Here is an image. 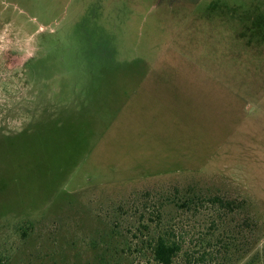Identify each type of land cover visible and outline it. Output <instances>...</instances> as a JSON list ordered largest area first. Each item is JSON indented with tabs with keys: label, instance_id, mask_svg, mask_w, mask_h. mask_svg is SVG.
<instances>
[{
	"label": "rangeland",
	"instance_id": "obj_1",
	"mask_svg": "<svg viewBox=\"0 0 264 264\" xmlns=\"http://www.w3.org/2000/svg\"><path fill=\"white\" fill-rule=\"evenodd\" d=\"M188 184L243 205L179 214L174 264H264V0H0V264H99L113 203L132 238Z\"/></svg>",
	"mask_w": 264,
	"mask_h": 264
},
{
	"label": "trees",
	"instance_id": "obj_2",
	"mask_svg": "<svg viewBox=\"0 0 264 264\" xmlns=\"http://www.w3.org/2000/svg\"><path fill=\"white\" fill-rule=\"evenodd\" d=\"M10 138L7 137V140L11 141L12 138ZM144 194L145 212L142 214H145V217L140 216L142 220L132 225L134 227L132 238H127L125 235L130 232L126 227L130 212L128 203L117 202L111 205V211L107 217L109 219V233L107 232L106 235L108 241L97 243L103 247L102 253L97 256L99 264H119L121 254L117 251V246L118 248L126 246L128 251L130 248L134 249L154 264H174L183 252L182 243L173 225L179 214L194 210L195 205L203 201L217 205L219 209L227 211L228 214L242 209L243 205L236 201L224 200L218 195L205 193L202 188H197L192 184L169 186L159 191L146 190ZM135 195L139 197V194ZM136 199L139 198L136 197ZM253 226H256V223L248 218L242 225L244 230L250 229V231ZM115 237H119V240L113 242Z\"/></svg>",
	"mask_w": 264,
	"mask_h": 264
}]
</instances>
